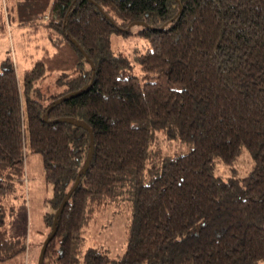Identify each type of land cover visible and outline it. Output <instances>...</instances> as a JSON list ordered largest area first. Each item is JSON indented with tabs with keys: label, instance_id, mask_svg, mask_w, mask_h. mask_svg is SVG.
Instances as JSON below:
<instances>
[{
	"label": "trees",
	"instance_id": "obj_1",
	"mask_svg": "<svg viewBox=\"0 0 264 264\" xmlns=\"http://www.w3.org/2000/svg\"><path fill=\"white\" fill-rule=\"evenodd\" d=\"M9 1L0 34L39 43L20 77L0 60V263L26 249L6 220L29 152L51 187L41 264H264V0ZM131 25L138 74L109 44ZM158 133L187 152L161 154ZM112 205L127 211L120 257L81 252Z\"/></svg>",
	"mask_w": 264,
	"mask_h": 264
},
{
	"label": "rangeland",
	"instance_id": "obj_2",
	"mask_svg": "<svg viewBox=\"0 0 264 264\" xmlns=\"http://www.w3.org/2000/svg\"><path fill=\"white\" fill-rule=\"evenodd\" d=\"M7 2L10 1L0 0V7H4ZM139 29V25H131L127 29L129 35L112 34L109 39L110 49L125 56L135 74L139 73L135 62L136 56L147 47V41L138 34ZM4 30L0 34V60L8 50L13 60L15 75L20 77L24 70L31 67L35 57H38L33 47L39 42L34 41L32 37H25V29L8 25L7 22ZM57 77L58 73L54 72L45 77L39 84L41 91L46 94L57 92L59 88L56 84ZM157 141L156 146L161 154L187 152L181 146L180 148L178 143L166 140L161 133L157 134ZM232 166L238 174H244L252 168V161L243 150ZM226 171L222 165L217 166L220 175H225ZM23 174V184L13 199V215L6 221L12 236L24 239L26 249L22 257H15L0 264H41V251L47 241L48 232L43 225L42 217L48 211L47 200L51 197V187L43 179L41 160L37 154L26 152ZM126 215L127 211L122 205H112L98 213L83 234L81 252L86 248H93L105 254L110 260L120 257L123 251ZM78 264H82L81 257Z\"/></svg>",
	"mask_w": 264,
	"mask_h": 264
},
{
	"label": "water",
	"instance_id": "obj_3",
	"mask_svg": "<svg viewBox=\"0 0 264 264\" xmlns=\"http://www.w3.org/2000/svg\"><path fill=\"white\" fill-rule=\"evenodd\" d=\"M50 238H51V237H49V238L47 239V241L45 242V244H44V246H43V249H42V251H41V257H42V252H43V250H44V248H45L47 242L50 240Z\"/></svg>",
	"mask_w": 264,
	"mask_h": 264
}]
</instances>
